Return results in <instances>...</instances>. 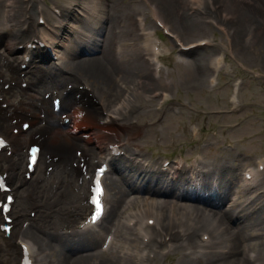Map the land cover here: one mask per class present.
Listing matches in <instances>:
<instances>
[{
	"label": "rangeland",
	"instance_id": "1",
	"mask_svg": "<svg viewBox=\"0 0 264 264\" xmlns=\"http://www.w3.org/2000/svg\"><path fill=\"white\" fill-rule=\"evenodd\" d=\"M61 3L69 18L63 21V30L61 37L58 39V44L62 45L61 49L72 55V59L64 64L57 65L52 68H46L44 66L45 73L43 75L44 83L36 84L35 90H42V95L33 93L31 96H36L40 99L45 98V92L50 93L48 98L49 104L51 96L61 91L65 85L74 86L73 90L80 91L81 84H87L92 89L95 102L104 103L103 107L106 110L113 111L115 105L120 101L130 100L131 115L128 117L127 122L133 124L137 121V125H133V129L127 133H132L135 130L143 131L139 134L143 138L142 144L147 148L146 157L151 155H161L162 157H187L193 159L197 150L204 146L201 152L203 161L206 165L215 166L220 177V185L217 191H212L208 186H202L201 190L196 192L195 186H180L179 190L183 194L205 195L218 200H223L222 197L226 192L231 199H235L234 192L240 193L238 186L241 178V174L244 168L249 165H254V159L264 156V79H252L251 76H247L238 64H243L244 67L254 69L260 74L264 75V30L260 33L257 32L258 21L248 20L244 18L246 15L242 0H211L213 2L210 8L202 10L200 13L195 12L190 14L191 10L189 5L184 3L181 15L177 12H171L165 7L164 12L157 0H151V4H155L160 17L163 21L176 33L180 39L185 43H191L199 39H212L215 38V45L211 48H204L198 52L190 54L186 63L176 65L170 64L167 69V75L158 81H152L150 75L151 71L146 68L145 64H142V59L138 58V63L129 64V67L121 66L120 63H126V59L122 55L115 56L113 47L117 43V40L111 41L105 45L104 49H107L108 54L105 57L100 56L90 58L75 56L76 48L81 46V43L90 40L87 32L78 22H74L70 8L71 0H52ZM107 3V33L109 31V23H114L111 28V32L114 33L119 27L121 30L128 32L129 25H131V31L135 34V4L137 0H104ZM167 1V0H166ZM6 0H0V68H5L3 57H9V53L6 51L5 45L11 42L10 36L12 32L15 34L18 32V19L19 12L17 7L15 9L14 17H6ZM19 4L22 2L17 0ZM161 10V11H160ZM12 15V13H10ZM227 15L228 19L222 17ZM254 18L260 22H264L263 18L257 14ZM11 19V20H10ZM12 19H15L13 22ZM10 20V21H8ZM213 20L223 26L226 35L215 31V29L205 21ZM194 22V25L192 24ZM77 38V41L74 40ZM12 39H14L12 37ZM107 42V41H105ZM122 43H120L121 45ZM229 47L230 51L227 53L224 47ZM222 50L225 51L227 73H233L236 80H240V91L237 95L239 112L235 115H216L214 112L227 110L230 107L228 103V96L233 91V88L229 85L233 83L226 80L227 75H221L218 86L211 88L208 85V76L211 75V71L204 69L205 64L210 60V56L213 53H219ZM96 59V60H95ZM206 61V63H205ZM200 65H199V63ZM83 64H86L84 66ZM88 64H94L96 68L102 72H88ZM197 64V65H196ZM199 67V68H198ZM66 71H70L72 74H68ZM64 75L71 76L73 79L69 81L64 80ZM128 75V76H127ZM57 77L62 81V85L56 86L49 84L51 79ZM231 79V77H229ZM102 85L109 89H101ZM224 85V88H222ZM155 90H165L171 94L175 99L174 103H168L166 108H170L164 121L161 124L155 122L157 113L154 112L156 101L146 102L143 97L144 94L150 93ZM18 94V93H17ZM30 95H26L25 99L28 101V109L32 108L34 103L29 98ZM79 99V97H76ZM186 102L188 110L181 109V103ZM69 104H74L73 97L69 98ZM49 110L50 106L48 105ZM177 112H176V109ZM153 110V113H152ZM120 111H123L122 109ZM120 111H117L119 113ZM44 120H48L46 128L49 130L48 137L50 143L58 141L57 138H53V134L60 132L62 141H69L66 144V148L70 151L68 154H75L79 147L90 148L92 132L97 133L98 130L95 125H89L84 135L87 137L83 140L82 137H72L67 135L62 130L55 128L54 119L50 113L45 112L39 115ZM57 121V117H55ZM149 125H146V123ZM192 122L198 123L202 129V134L196 143L190 141L189 125ZM139 125V126H138ZM147 128H145V126ZM69 125L67 128H69ZM138 126V127H137ZM126 129V128H125ZM119 130V129H118ZM126 131H116L120 134V139L123 137ZM90 133V134H89ZM82 134V132H81ZM80 135V134H79ZM109 136V135H106ZM77 142L82 144L77 146ZM56 143V142H55ZM89 144V145H88ZM58 145V144H57ZM229 146L234 149H229ZM62 148L59 147L53 151L62 152ZM127 166L126 164H123ZM119 166H122L120 163ZM68 167V166H67ZM128 173H125L127 175ZM42 172L37 175L36 178H42ZM62 177L70 179V183L65 190L62 189L63 194L60 201L59 197H53L55 192L54 187L57 186V181ZM264 177V175H263ZM81 178V190L79 193L80 178L77 175L71 174L70 171L64 169V165L54 169L49 177L48 182H40L36 185L35 182L28 187V191H31L37 196V200L43 204L40 214L35 218V222L30 228L22 232V235L27 239L33 241L39 252L48 250L47 254H50L49 262L51 260L53 264H98L102 259L106 258V255H101V246L103 243L102 236H105L104 230L99 231V235H90L87 237L70 238L66 235V231L74 227L80 222L84 215L83 202L87 195L85 190V184ZM128 178L129 188L126 187L124 181H119L115 184V180L118 179L116 175L109 182V190L111 193L110 200L114 206L118 205V200H121V205L133 200L132 196H139L131 191L139 186L137 177ZM260 184L264 182V178H261ZM44 184V186H43ZM258 185V190H252L247 194L246 198L239 201H245L244 203H252V208L247 215H244L242 221L249 220L246 224L243 233L239 231L237 237L227 234L226 237L230 238L232 248L236 249L235 245H243V248L248 249V253H245V258L250 259V264L253 260V255H256L257 261L254 264H264V196L257 197L259 192H263L264 188ZM207 190L206 192H204ZM142 195V194H140ZM55 198V199H54ZM55 203V208L51 209L49 202ZM119 204V205H120ZM140 202L137 201L134 204L135 208H138ZM25 207V191H19V199L17 201L16 211L19 208ZM69 207H73V211L69 210ZM228 207V206H227ZM131 209V208H130ZM130 211V210H128ZM27 213V209L26 212ZM78 215L77 219L74 217ZM167 216V211H163L162 214ZM158 216V213L157 215ZM199 223L201 229L206 231L215 230V224L212 221H206L203 218ZM234 223L233 221H231ZM228 221L230 227H234L235 224H231ZM115 224V220L113 221ZM167 226V231L172 229V225H176V220L173 217L165 220L164 225ZM169 225V226H168ZM186 227H192L190 224H186ZM235 229V228H234ZM199 229L193 230L196 233ZM170 232V231H169ZM68 237H66V236ZM114 245V253L122 254L126 251L132 255L133 264L139 263L138 253L139 250L133 247V243H129L126 240V235L119 232ZM213 242H216V237L212 234ZM196 235L193 240H196ZM65 240H68L67 242ZM73 249L83 247L84 252L75 254L71 252ZM4 246L0 237V247ZM166 249V248H165ZM210 251H219V249L213 247ZM101 253V254H100ZM80 256L85 257L79 259ZM90 256V257H87ZM114 264L116 262L112 258ZM0 260H4V256L0 255ZM232 260L228 258L227 264ZM38 262H42V255L38 257ZM182 261H178V257L174 255L167 264H181ZM248 263V264H249ZM124 264V260L121 263ZM211 264V263H207ZM223 264V263H218Z\"/></svg>",
	"mask_w": 264,
	"mask_h": 264
},
{
	"label": "bare ground",
	"instance_id": "2",
	"mask_svg": "<svg viewBox=\"0 0 264 264\" xmlns=\"http://www.w3.org/2000/svg\"><path fill=\"white\" fill-rule=\"evenodd\" d=\"M6 7L10 8V9H6V17L9 19L11 17H14L15 15V9L17 7V10H19L21 8V4H19L17 2V0H6ZM145 3L148 4L149 0H145ZM184 3L187 5L188 1L187 0H167L166 1V5H164L166 8L169 9V11L171 12H177L179 15H181L182 10H183V5ZM242 3L244 5L245 8H247L245 10L246 15H244V18L248 19V20H257L258 21V25H257V32H261L262 30H264V22H260L258 19L254 18V15L257 14L259 16H261L264 20V0H242ZM136 6H139V3L135 4ZM21 12V10H20ZM12 13V15L10 14ZM11 20V19H10ZM8 20V21H10ZM12 21L14 22L15 19H12ZM192 24L194 25V22L192 21ZM14 33H12L13 36ZM133 34L131 33V36ZM17 36V35H16ZM11 38V36H10ZM113 38L114 40H120L121 38L119 37V34L115 35L113 34ZM134 39V36H133ZM132 39V40H133ZM204 41H208V40H204ZM132 50H135V45H132V47H130L127 50H124L125 52H131ZM221 62H223L221 60ZM199 63V62H198ZM84 66H86V64H83ZM89 66H87L88 72H102L101 70H99L98 68L95 67L94 64H88ZM200 65V63H199ZM218 67H220V64H217L216 62V67L215 69H217ZM199 68V67H198ZM128 76V75H127ZM70 79H73L71 76L68 75H64V80L65 81H69ZM52 85H56V86H60L62 85V80L59 78H55V79H51L50 80ZM67 86V85H65ZM74 86H68V90L73 89ZM74 96L79 97V99H81L80 96V92H77L76 90H72V92L69 94V96ZM87 101L85 103L88 104V106L86 107V110H88L89 108V112L87 113L85 119L86 121H88V123L86 122V127H88L90 125V123H92L93 119H100V122L103 125H106L104 123V120L107 121L109 119L108 117V113H104L103 115L101 113V108L98 109V107L96 106V104L94 103L93 100L86 98ZM131 103H126V107L125 103H122V108L125 109H132L130 107ZM85 109V108H84ZM44 112H49L48 109L46 108V110H44ZM51 114V113H50ZM7 117L8 118H13L16 119L18 118L17 116H13L11 112H7ZM78 126H80V124H78ZM45 133V131L43 130V128L39 127L36 128L33 131L32 136H38V138L41 141H47L45 142V146L49 149V150H55L59 147H61L62 149L65 148L67 142H69L67 139L66 141H62L61 140V136H59V134H53V138H57L58 141H55L57 143H51L49 144V139L43 134V132ZM102 131H105L104 128H102ZM46 134V133H45ZM90 134V133H89ZM88 135V134H87ZM87 135H84V137H87ZM91 135V139L89 140H93L92 142H98L95 145H93L92 149L93 150H86L89 151L87 153V156L89 158H91V155L94 154V152H97L98 154V159H102L106 156V147L105 144H102L103 142H105L107 140V138L103 137L102 133H94L92 132ZM99 140V141H97ZM100 142V143H99ZM58 144V145H57ZM95 150V151H94ZM64 153L66 155V161L67 163L70 162H74L73 160H69V154H68V150L64 149ZM1 159H0V163H1ZM137 169L138 176L140 179V189L141 191L147 190V192L145 193L146 195H150V197H139V198H135L132 201H130V205H128L127 209H129L130 206H132L134 204V202L138 201V200H143L146 208L143 207L142 205H140L141 210L139 209V211H136V209H133L130 212L127 213H123V212H119L118 215L120 216H124L125 214H128L125 218H124V224L126 225L130 220L135 219L137 216H139L140 218L143 217L145 215L146 218V222L149 219H154L155 218L153 216H156V213H158V215L164 210V209H169V212L171 214L174 215V220L177 217H180V223L178 224V228H183L184 224L186 221H189L191 223V221H196V224H198L200 221H198L200 215L207 221H212V223L215 224V230L214 232H212V234H215L216 239H218V241L215 242V245L217 248H221V249H225L227 248V251L221 255H218L216 253H206L204 254V257H206V262H209L211 264H218V263H223V264H227L226 260L228 258H232V260L229 262V264H248L249 261L245 258V253L247 254L249 251L246 248H243V245H235L237 248L234 249L232 248V245L229 243L230 242V238L226 237L225 235L230 234L233 235L235 237H237V235H239V231L241 230V232L243 233V230L246 227V224H248L249 220L245 222L242 221V218L244 215H247L249 213V210L252 208V203H244L245 201H234L233 199H231V197L228 196L227 192L222 196L224 197L223 200H218L221 197L218 198H213V196H209V197H197L194 195H188V194H183L180 190H179V184H186V180L185 179H181L180 181H178L173 187H170V183L166 180H164V182H162L161 177L156 173L153 172L152 170H146L143 169L142 170H138L137 167H135ZM114 171L115 173L118 174V176L121 177V179L123 181H127V178L132 175L133 173L136 172V170L130 168V167H117V169L114 167ZM190 176L191 177H196L197 176V171L195 170V165H193L190 168ZM125 172H127V176L125 175ZM75 174H79V169H75L74 170ZM199 177H197L196 181L198 183V186H200V181ZM197 183H195L197 185ZM58 193L57 196H60L62 194L60 188H57ZM264 196V194L259 195L257 197H262ZM181 198L183 200H181ZM245 195H242L240 197V199H244ZM172 199H176L177 202H173ZM190 202V203H189ZM229 206V207H226ZM130 213V214H129ZM145 213V214H144ZM170 216V214H168V216H164L163 219V215L159 216L156 218L155 220V224L157 223V225H159L161 228H159V231H162L163 229V223L164 221ZM198 216V219H197ZM1 221V218H0ZM228 221L231 222L233 221L234 223L231 222V224H235L234 227H230V225L228 224ZM154 224V225H155ZM135 225L134 227L131 228V234L132 235H138V234H142L143 238H146L147 236L150 235V233H146L144 231L143 233V228L138 225ZM140 226V227H139ZM235 228V229H234ZM153 229V228H152ZM167 232V231H165ZM108 233L110 236H114L115 234L113 231L108 230ZM153 233V231H152ZM167 234V233H166ZM158 235V234H157ZM159 236V235H158ZM171 236L173 237V241L175 242H181V244L179 245L178 248L182 247L186 242V239H182L180 237V235H177V233H172ZM118 237V236H116ZM136 240H138V237L135 239L133 238V244H134V248L135 250L138 249L141 251V246L139 243L136 242ZM66 242L68 240H65ZM10 242V241H9ZM164 243H165V239H164ZM71 248V252L78 254L81 252H84L85 249L78 248V250L73 249L72 245H70ZM146 248H150L149 244L144 245ZM156 247V246H155ZM157 248V247H156ZM155 248V249H156ZM177 248H175L174 250H176ZM18 255H20V251H17ZM143 253V252H141ZM210 255H213V258H209ZM90 257V256H87ZM144 257V262L146 263H153L154 262V258L153 257H147L145 254L143 255ZM85 257L80 256L79 259H84ZM106 258H112L116 264L121 263V260H124V264H132V258L130 256H122L119 254H115L113 251H109L108 253H106ZM102 259L101 262H99L98 264H114L113 261L111 259ZM183 258V256L181 257ZM254 261H257V257L254 258ZM186 264H194L195 261L194 260H189L185 262ZM196 264V263H195ZM250 264V263H249Z\"/></svg>",
	"mask_w": 264,
	"mask_h": 264
},
{
	"label": "snow or ice",
	"instance_id": "3",
	"mask_svg": "<svg viewBox=\"0 0 264 264\" xmlns=\"http://www.w3.org/2000/svg\"><path fill=\"white\" fill-rule=\"evenodd\" d=\"M34 157H35V153H33V160H34ZM100 171L102 172L103 170L101 169ZM0 187H2V185H0ZM101 195H102V190L100 188L99 179H97L96 188H95V195H94L93 201H92L96 206V213H95V216L93 217V219L99 217V215L101 214V202H100V196ZM8 200L11 201V198L9 197ZM3 210L8 211L6 206Z\"/></svg>",
	"mask_w": 264,
	"mask_h": 264
}]
</instances>
